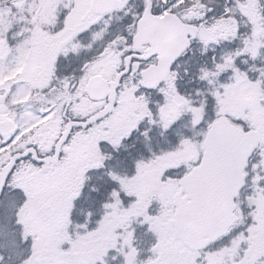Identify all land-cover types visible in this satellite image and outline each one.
<instances>
[{"label":"snow or ice","instance_id":"1","mask_svg":"<svg viewBox=\"0 0 264 264\" xmlns=\"http://www.w3.org/2000/svg\"><path fill=\"white\" fill-rule=\"evenodd\" d=\"M0 264H264V0H0Z\"/></svg>","mask_w":264,"mask_h":264}]
</instances>
